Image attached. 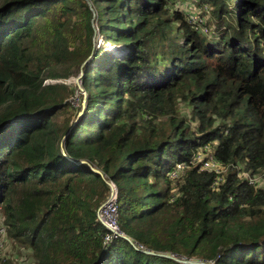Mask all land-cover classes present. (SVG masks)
<instances>
[{
	"label": "trees",
	"instance_id": "1",
	"mask_svg": "<svg viewBox=\"0 0 264 264\" xmlns=\"http://www.w3.org/2000/svg\"><path fill=\"white\" fill-rule=\"evenodd\" d=\"M193 1L202 23L185 0H0V213L37 264H264V187L240 176L264 170V0ZM104 177L121 230L170 257L104 245Z\"/></svg>",
	"mask_w": 264,
	"mask_h": 264
},
{
	"label": "built area",
	"instance_id": "2",
	"mask_svg": "<svg viewBox=\"0 0 264 264\" xmlns=\"http://www.w3.org/2000/svg\"><path fill=\"white\" fill-rule=\"evenodd\" d=\"M199 15L196 18H193L190 15L191 16L190 18L194 23H202L203 18L201 16L199 17ZM203 30H207V29L203 28ZM85 95H87L86 92ZM193 163L195 165H199L201 170H208L210 172H215L216 175L218 176V180H223L224 173L227 170L226 166L215 157L209 145H206L204 150H200L194 156ZM186 167H187L186 164L178 163L176 167L171 171L170 178L173 181H176L186 170ZM243 173L244 172L241 173L240 175L241 177H243L242 176ZM254 175L252 176V174L248 172L247 175H245L243 178L248 180L249 184L257 186L256 181L253 182L252 179ZM108 181L110 182L109 185L111 191L108 194V197L106 198L105 202L100 206L97 212L98 219L107 228V232L105 233L103 240L104 245L110 244L113 240L117 238H124L127 239L136 249L149 251L147 250L146 246L143 243L133 240L132 238L128 237L124 231L121 230L119 224L118 189L111 180ZM7 239H8L7 225L5 224V218L3 214L0 213V264H2V262L7 259L4 252ZM29 250L30 252L28 251L27 253H30L31 257L34 260H32V258H30L29 256H26V258L24 257L19 264H37V260L34 258L32 254V250L31 249ZM211 264L214 263L212 262Z\"/></svg>",
	"mask_w": 264,
	"mask_h": 264
},
{
	"label": "rangeland",
	"instance_id": "3",
	"mask_svg": "<svg viewBox=\"0 0 264 264\" xmlns=\"http://www.w3.org/2000/svg\"><path fill=\"white\" fill-rule=\"evenodd\" d=\"M185 1H186L185 5H186L187 9L189 10L190 15L193 18H196L201 12H203L204 8L202 9V8H199L198 6H196V3L193 0H185ZM170 6L172 9H175L177 6H180V5L179 4H177V5L171 4ZM199 17H200V15H199ZM92 21H93V25H94V29H95L94 42H95L96 48L97 49L100 48V49H102V51H109V52L116 50V46H114L111 42H108L106 40V38L104 37V35L100 32V28H99V24H98L97 19L92 18ZM208 24L209 25L212 24V18H210V14H208ZM211 29L213 31V29H214L213 24H212ZM203 31H206V30H203ZM211 34L213 36L212 32H211ZM80 75L82 76L81 73L76 72L69 79L59 80L61 82L68 83L70 85L71 89L74 90V93L70 98L72 108H68L66 110V112H63L60 114V117L62 120H65L67 118H73L75 116L77 109H79V103L83 99V97L85 96L86 91L83 90V88H82V81L79 78ZM47 81L50 82L52 80H46V82ZM181 109H182V111L187 109L185 103H181ZM226 173H227V170L224 174H226ZM247 173L248 172H244L242 174V176L244 177L245 175H247ZM252 179H253V182L256 181L257 186L264 187V170H261L258 173H256ZM176 193L177 192L174 189L172 191V194H176ZM29 249H30L29 247L24 246V245H20L19 243H17L15 240H13L8 235V239L6 240L5 250H4L7 259L5 261H3L2 264H19L20 261L24 257L26 258V256H29L30 258H32L30 253H27L28 251L30 252ZM32 260H34V259L32 258Z\"/></svg>",
	"mask_w": 264,
	"mask_h": 264
},
{
	"label": "water",
	"instance_id": "4",
	"mask_svg": "<svg viewBox=\"0 0 264 264\" xmlns=\"http://www.w3.org/2000/svg\"><path fill=\"white\" fill-rule=\"evenodd\" d=\"M83 75V73H82ZM81 77V75L79 76V78ZM84 103V106L83 108L81 109V111L78 113V116L77 118L75 119L74 123L72 124V127L77 123V121L81 118L83 112H84V109H85V106H86V99L85 101H83ZM95 171L99 172L98 169H94ZM104 179L110 184V182L104 177ZM148 252H151V253H154V254H159V255H165V256H169L170 257V254H166V253H156L154 251H148ZM173 257V256H172ZM184 262H190V263H201V264H204V262L202 261H198V260H185Z\"/></svg>",
	"mask_w": 264,
	"mask_h": 264
}]
</instances>
